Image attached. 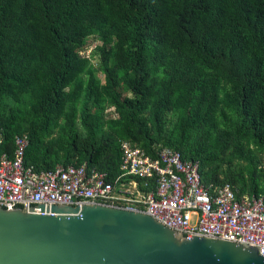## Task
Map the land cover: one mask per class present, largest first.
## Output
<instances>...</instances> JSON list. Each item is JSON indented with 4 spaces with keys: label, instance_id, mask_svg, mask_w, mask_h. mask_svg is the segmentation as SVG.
<instances>
[{
    "label": "trees",
    "instance_id": "1",
    "mask_svg": "<svg viewBox=\"0 0 264 264\" xmlns=\"http://www.w3.org/2000/svg\"><path fill=\"white\" fill-rule=\"evenodd\" d=\"M21 134L39 169L111 178L126 140L262 193L264 0H0V150Z\"/></svg>",
    "mask_w": 264,
    "mask_h": 264
},
{
    "label": "built area",
    "instance_id": "2",
    "mask_svg": "<svg viewBox=\"0 0 264 264\" xmlns=\"http://www.w3.org/2000/svg\"><path fill=\"white\" fill-rule=\"evenodd\" d=\"M0 136V143H1ZM25 134L0 150V207L102 204L140 211L185 238L201 236L257 247L264 253V191L236 195L229 183L200 181L197 163L169 147L155 156L119 142L118 172L111 178L84 162L49 169L25 163Z\"/></svg>",
    "mask_w": 264,
    "mask_h": 264
},
{
    "label": "water",
    "instance_id": "3",
    "mask_svg": "<svg viewBox=\"0 0 264 264\" xmlns=\"http://www.w3.org/2000/svg\"><path fill=\"white\" fill-rule=\"evenodd\" d=\"M190 237L102 204L0 207V264H264L257 247Z\"/></svg>",
    "mask_w": 264,
    "mask_h": 264
},
{
    "label": "rangeland",
    "instance_id": "4",
    "mask_svg": "<svg viewBox=\"0 0 264 264\" xmlns=\"http://www.w3.org/2000/svg\"><path fill=\"white\" fill-rule=\"evenodd\" d=\"M96 40L92 37L88 38L87 41H86V44H85V48L83 51L80 52V54L82 55H86L89 50L96 44ZM95 59H92V62H94ZM109 114H112V113H109Z\"/></svg>",
    "mask_w": 264,
    "mask_h": 264
}]
</instances>
